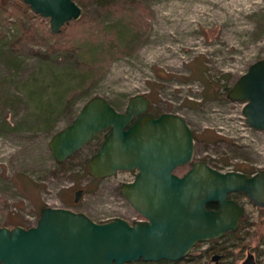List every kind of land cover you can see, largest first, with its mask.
Masks as SVG:
<instances>
[{
    "label": "rangeland",
    "instance_id": "374dc122",
    "mask_svg": "<svg viewBox=\"0 0 264 264\" xmlns=\"http://www.w3.org/2000/svg\"><path fill=\"white\" fill-rule=\"evenodd\" d=\"M82 8L55 34L24 0H0V225H35L45 206L98 222L141 217L121 191L134 172L90 173L102 134L62 162L50 149L52 136L96 95L125 111L144 94L159 112L184 116L196 134L194 161L264 169V132L247 123L245 103L226 96L264 58V0H87ZM238 200L246 209L240 230L198 244L178 264H213L220 252V264H243L249 252L264 264V207Z\"/></svg>",
    "mask_w": 264,
    "mask_h": 264
},
{
    "label": "water",
    "instance_id": "95a60500",
    "mask_svg": "<svg viewBox=\"0 0 264 264\" xmlns=\"http://www.w3.org/2000/svg\"><path fill=\"white\" fill-rule=\"evenodd\" d=\"M32 10L50 19V29L82 17L76 0H24ZM227 97L245 105L247 123L264 131V58L253 62ZM151 99L133 96L125 111L96 95L76 118L56 132L49 143L54 158L65 161L108 131L89 159L96 179L119 171H136L124 182L122 194L143 219L124 217L98 222L83 211L45 206L35 225H0V264H127L139 260L177 261L199 242L235 231L245 208L231 198L242 193L264 207V169L252 175L222 171L205 160L194 161L183 175L176 169L193 161L194 132L178 113L158 117L146 114ZM83 189L76 191L79 201ZM218 204V208H209ZM216 258V257H215ZM244 264H256L249 253Z\"/></svg>",
    "mask_w": 264,
    "mask_h": 264
},
{
    "label": "flooded vegetation",
    "instance_id": "af4514ba",
    "mask_svg": "<svg viewBox=\"0 0 264 264\" xmlns=\"http://www.w3.org/2000/svg\"><path fill=\"white\" fill-rule=\"evenodd\" d=\"M235 84V83H234ZM233 86H231L230 88H229V90L232 88ZM229 90L227 91V94H228V92H229ZM227 94H226V96H227ZM149 97V96H148ZM150 98V97H149ZM228 98V97H227ZM151 99V98H150ZM229 99V98H228ZM230 101H232V100H230ZM235 102V101H234ZM155 107H154V104H153V101H152V99H151V104H150V106H149V109L147 110V112H146V114H150V115H152V116H154V117H158L159 115H161L162 113H164V111L162 112H159L158 110H156V109H154ZM172 113H176V112H172ZM188 122V121H187ZM188 124H189V122H188ZM190 125V124H189ZM190 127H191V125H190ZM191 129H192V127H191ZM193 130V129H192ZM107 132L108 131H105V132H102L101 134L103 135V136H105L106 134H107ZM193 132H194V130H193ZM100 134V133H99ZM100 134V135H101ZM194 138H195V142H196V134H195V132H194ZM95 140V139H94ZM93 140V141H94ZM93 141H91V142H93ZM90 142V143H91ZM89 144V143H88ZM88 144H86V145H88ZM85 147V146H84ZM83 147V148H84ZM195 150H196V146H195ZM194 157H195V154H194ZM195 161H197V160H195ZM206 161V160H205ZM193 162H194V158H193V161L191 162V163H189V164H186V165H190V168L192 167V164H193ZM208 162V161H207ZM209 163V162H208ZM210 164V163H209ZM186 165H184V166H186ZM211 165V164H210ZM211 166H213V165H211ZM183 167V166H182ZM214 167V166H213ZM189 168V169H190ZM216 168V167H215ZM178 169V168H177ZM176 169V170H177ZM188 169V170H189ZM187 170V171H188ZM186 171V172H187ZM237 171H242V172H244V173H246V174H248V175H252V174H254L255 172H253V173H249V171H245V170H237ZM120 172V171H119ZM132 172H134L135 173V175H136V171H132ZM186 172H184V173H186ZM177 173V172H176ZM183 173V174H184ZM183 174H180V175H183ZM240 195H245V194H242V193H237V192H233V193H231V195H230V197L231 198H233V199H235L236 201H238L239 203H240V205L241 206H243L244 207V205L238 200V197L240 196ZM245 196H247V195H245ZM219 206H218V204H210L209 205V208H215V209H217ZM245 208V207H244ZM140 214V213H139ZM245 214H246V209H245ZM141 215V214H140ZM245 216V215H244ZM244 216L240 219V223H239V226H238V228L235 230V231H228V232H226V233H224V234H222L221 236H218V237H215V238H211V239H207V240H203V241H199L195 246H197L198 244H201V243H211V242H213V243H215L216 241H218V240H222V239H225V238H227V237H229V236H231V235H235L239 230H240V228H241V225H242V222H243V219H244ZM139 219H143V217L141 216L140 218H137L136 220H139ZM221 244V243H220ZM220 244H218V246L220 245ZM194 246V247H195ZM218 246H216V248L218 247ZM193 247V248H194ZM216 248H214V249H216ZM223 249V248H222ZM207 250H205L204 252H206ZM220 251V250H219ZM249 253H253V252H249ZM249 253H248V255H249ZM254 254V253H253ZM188 255L189 254H187L185 257H183L182 259H180V260H177V261H175L176 263H174V264H178L179 262H182V261H185L186 259H188ZM248 255H247V257H246V259L248 258ZM216 257V258H215ZM223 257H224V254L222 253V252H220V253H215V254H213L212 255V260L214 261V263L213 264H220V262H221V260L223 259ZM254 258H255V261H256V264H258V261H257V259H256V256H255V254H254ZM245 259V260H246ZM163 260V259H162ZM244 260V261H245ZM139 261H141V260H139ZM144 261V260H143ZM160 261V260H159ZM244 261H243V264H244ZM135 262H137V261H135ZM153 262H157V261H147L146 263H143V264H154ZM130 263H132V262H130Z\"/></svg>",
    "mask_w": 264,
    "mask_h": 264
},
{
    "label": "trees",
    "instance_id": "16d2710c",
    "mask_svg": "<svg viewBox=\"0 0 264 264\" xmlns=\"http://www.w3.org/2000/svg\"><path fill=\"white\" fill-rule=\"evenodd\" d=\"M78 2L79 5H81L82 7L87 4V0H76ZM92 2H100V0H91ZM99 136V135H98ZM97 136V138H98ZM91 144V143H89ZM88 144V145H89ZM100 147V145L98 144V146L95 148V150L92 152V154H94L98 148ZM147 261H137V262H132V263H128V264H143V263H146ZM154 264H174L176 263L175 261H171V260H167V259H163V260H160V261H157V262H153Z\"/></svg>",
    "mask_w": 264,
    "mask_h": 264
}]
</instances>
